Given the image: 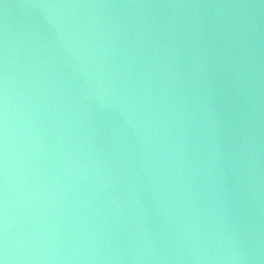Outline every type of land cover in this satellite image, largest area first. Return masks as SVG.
<instances>
[{"label": "water", "instance_id": "obj_1", "mask_svg": "<svg viewBox=\"0 0 264 264\" xmlns=\"http://www.w3.org/2000/svg\"><path fill=\"white\" fill-rule=\"evenodd\" d=\"M0 264H264V0H0Z\"/></svg>", "mask_w": 264, "mask_h": 264}]
</instances>
